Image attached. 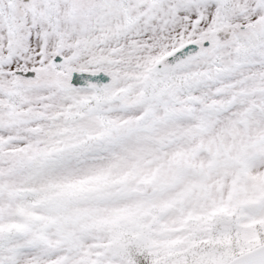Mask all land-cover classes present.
<instances>
[{"label":"snow or ice","instance_id":"1","mask_svg":"<svg viewBox=\"0 0 264 264\" xmlns=\"http://www.w3.org/2000/svg\"><path fill=\"white\" fill-rule=\"evenodd\" d=\"M0 264H264V0H0Z\"/></svg>","mask_w":264,"mask_h":264}]
</instances>
